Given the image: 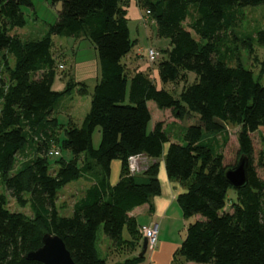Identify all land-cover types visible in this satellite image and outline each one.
<instances>
[{
    "label": "trees",
    "instance_id": "1",
    "mask_svg": "<svg viewBox=\"0 0 264 264\" xmlns=\"http://www.w3.org/2000/svg\"><path fill=\"white\" fill-rule=\"evenodd\" d=\"M131 1L62 0L58 19L45 35L24 40L13 31L26 25L23 7L32 0H0V264H43L26 255L42 246L47 232L59 235L79 264H107L99 248L101 231L117 245H138L141 224L131 212L151 203L162 186L158 161L136 174L130 172L129 158L160 159L166 143L167 174L185 187L177 196L183 215L201 216L188 224L178 253L196 264H264V178L254 164L253 141L256 132H264V61L256 76L240 59L246 49L259 62L264 25L237 29L242 9L264 0H134L156 23L158 35L171 41L167 57L158 63L161 84L196 74L178 96L156 83L149 73L154 62L131 73L124 61L136 43L129 27ZM57 35L88 39L98 53L100 74L81 122H61L58 115L65 96L87 95L89 89L73 76L64 78L62 90L54 89L55 79H63L59 66L64 67ZM150 101L178 117L196 113L200 122L179 139L162 121L149 130ZM227 124L239 126V159L249 157V180L240 189L226 177L238 162H225ZM97 127L102 139L95 148ZM56 144L71 156H61L53 168L49 152ZM115 159L121 161V173L113 184ZM259 163L264 166L263 151ZM81 178L91 184L65 215L58 205L60 190ZM230 191L235 192L231 209ZM9 197L32 214L11 211ZM145 257L116 264H143Z\"/></svg>",
    "mask_w": 264,
    "mask_h": 264
},
{
    "label": "rangeland",
    "instance_id": "2",
    "mask_svg": "<svg viewBox=\"0 0 264 264\" xmlns=\"http://www.w3.org/2000/svg\"><path fill=\"white\" fill-rule=\"evenodd\" d=\"M32 3L33 5L31 6L23 7V11L27 19L26 25L13 31V33L18 34L24 40L40 38L45 35V33L49 30L50 25L57 21L58 13L62 9V0H32ZM142 12L143 13L140 18H132L133 21L129 23L131 38L133 40L136 39V43L133 46L132 51L124 58V61L128 64L130 72L133 73L137 70V68L139 69L141 65L143 66L145 63H151L148 61L147 50L149 48H153L160 54L159 60L154 62L149 70V73L153 74L154 69L158 71L159 61L167 57L168 49L171 47V41L168 38L160 37L157 33L156 23L148 14H146L145 9L142 10ZM242 12L244 14L241 20V25L237 28L240 31H252L264 25V5L246 6L242 9ZM54 40L57 48H62L61 53H64L62 57L65 62L59 61V63L64 64V67L59 66V74L63 77V79H60L63 83L62 89L65 87L64 78H67V76H73L75 80H86V84L89 89V93L87 95L73 91L70 95L65 96L61 102L60 110L58 109L60 111V113L58 112V115L61 122L68 121L69 118H72L77 122H81L90 110L91 93L97 83L96 77H93V71L95 69L93 63H95V61L96 69L99 68L98 71L100 74L98 53L94 44L88 39L80 40L79 47H77V42L79 41L75 42V38L73 37L57 35L54 36ZM257 54L259 56V62L254 61L253 58L249 56L246 49L242 50L240 56V59L247 67L254 69L256 76L259 75L260 69L262 68L261 62L264 61V48H258ZM13 62L14 60L12 59V65ZM138 63H140V65H138ZM195 78L196 74L189 72L187 79L180 78L177 82H170L165 85L160 84L175 96H178L186 85L195 81ZM262 83L264 84V75L262 76ZM56 85L58 86L57 80L55 82V86ZM149 108L153 116L151 122L149 123V130H153L155 124L158 121H162L164 126L167 128V131L172 135L173 139H179L177 137L183 136L189 125L200 122L199 116L196 113H186L183 117H178L172 110L159 108L155 101L149 102ZM225 130L228 131L229 141L227 144H224L222 141V147H224L222 151L224 153L225 162L233 165L239 160V126L227 124L225 126ZM262 137H264V132L262 130L253 135L255 146L254 164L256 165L260 176L264 178V166L259 165L260 155H262V151L264 152V139H262ZM101 139L102 131L100 127H97L93 135V145L95 148L99 147ZM220 139H222V137H220ZM54 148L60 149L57 144ZM167 148L168 143L164 146L163 156L158 160L148 159V156L145 154L131 156L129 158L130 172L142 174L144 171L143 169L149 164L152 165L153 163H156L155 161H158V167L160 168V162L165 160L164 155ZM49 156L52 167L55 168L57 167L56 160L58 158L62 156L65 159H69L71 153L67 150L60 149L59 155ZM120 173L121 161L119 159H115L111 169L110 181L112 183L118 182L120 179ZM90 184V181H86L81 178L68 183L60 190L58 205L62 209L61 212L63 214L70 215L74 203L83 196L85 190ZM178 184L182 185L181 188L185 191L184 185L180 182ZM234 198L235 192L230 191L227 199L229 209H231L232 200ZM8 207L11 211L24 212L27 215L32 214L29 207L19 206L16 200L10 197ZM170 207V209H168L162 217L156 214L154 217L148 218L149 222L145 223L150 225L151 222H157L159 225L158 244L154 249L147 250L145 259L150 260L149 264H151V261L153 262L152 264H196L194 262L185 261L180 253H178V249L185 239L188 224L194 222L200 215L198 217L194 216L191 218H185L182 208L176 200L170 205ZM141 220H147V217H144ZM138 234V245H117L111 242V240L101 231L99 248L101 255L107 259V264H116L120 261H126L131 257L140 255L142 243L145 239L143 233H141V225L138 226ZM128 236L127 229H125L124 237L127 238ZM150 255L152 259L150 258ZM143 264L148 263L143 262Z\"/></svg>",
    "mask_w": 264,
    "mask_h": 264
},
{
    "label": "crops",
    "instance_id": "3",
    "mask_svg": "<svg viewBox=\"0 0 264 264\" xmlns=\"http://www.w3.org/2000/svg\"><path fill=\"white\" fill-rule=\"evenodd\" d=\"M142 13L143 12L140 9V7L137 5V3L134 0L131 1L130 6L128 7V16L130 19L129 23L133 21L132 18H140V16H142ZM74 41L75 42L79 41V42H77L78 43L77 47H79L80 40L75 39ZM98 63H99V60H98ZM138 65H140V63H138ZM146 65H147L146 63L143 66L141 65V67H139V69L137 68V70H146ZM93 66L95 67V69L93 71V77H96V79H97L98 75H99V71H98L99 68L96 69V61H95V63H93ZM95 70H96V72H95ZM152 76L154 77L156 83L159 86H161L158 71H156L154 69ZM56 80L58 81V86L57 85L55 86V83H54L53 87L55 90L60 91V90H62L63 83L58 77L55 79V82H56ZM81 80H83V79H81ZM85 82H86V80H85ZM147 158L156 160V159L150 158V157H147ZM113 164H114V161L112 162V165ZM149 165H151V164H149ZM149 165H147L144 169H146ZM159 179H160L161 186H162V193L159 195L153 196L151 203H147L145 205L139 206L131 212V215L136 217L141 225L149 222L148 218L154 217V215H156V214L162 217L167 212V210L171 208L170 205L175 200L177 201L178 194L183 191V189L181 188L182 185L178 184L179 182H176L175 180L169 178L167 171H166L165 160L160 162ZM177 203H178V201H177ZM144 217H147V220L142 221L141 219H143ZM150 258H151V255H150ZM149 261L150 260L145 259L144 263L149 264ZM152 263L153 262L151 261V264Z\"/></svg>",
    "mask_w": 264,
    "mask_h": 264
},
{
    "label": "water",
    "instance_id": "4",
    "mask_svg": "<svg viewBox=\"0 0 264 264\" xmlns=\"http://www.w3.org/2000/svg\"><path fill=\"white\" fill-rule=\"evenodd\" d=\"M249 157L243 154L237 164L226 171L229 183L236 189L243 188L248 183ZM42 246L31 250L26 257L30 260H37L43 264H79L68 250L64 240L57 234L47 232L43 235ZM148 250V240L145 238L142 243L141 256Z\"/></svg>",
    "mask_w": 264,
    "mask_h": 264
},
{
    "label": "built area",
    "instance_id": "5",
    "mask_svg": "<svg viewBox=\"0 0 264 264\" xmlns=\"http://www.w3.org/2000/svg\"><path fill=\"white\" fill-rule=\"evenodd\" d=\"M148 11L147 13H149ZM158 51L149 48L147 50V57L149 62H155L158 59ZM62 66V65H61ZM60 150L59 149H53L49 152V155H59ZM158 231H159V225L157 222H151L150 225L148 224H142L141 225V233H143L144 238L148 240V249H154L158 244Z\"/></svg>",
    "mask_w": 264,
    "mask_h": 264
}]
</instances>
